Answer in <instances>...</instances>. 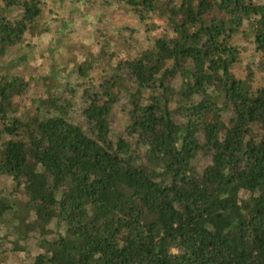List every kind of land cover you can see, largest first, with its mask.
Here are the masks:
<instances>
[{
  "label": "trees",
  "instance_id": "obj_1",
  "mask_svg": "<svg viewBox=\"0 0 264 264\" xmlns=\"http://www.w3.org/2000/svg\"><path fill=\"white\" fill-rule=\"evenodd\" d=\"M0 15V264L19 240L39 250L26 264H264V0H0ZM123 31L133 59L96 53Z\"/></svg>",
  "mask_w": 264,
  "mask_h": 264
},
{
  "label": "rangeland",
  "instance_id": "obj_2",
  "mask_svg": "<svg viewBox=\"0 0 264 264\" xmlns=\"http://www.w3.org/2000/svg\"><path fill=\"white\" fill-rule=\"evenodd\" d=\"M9 3H11V0H8ZM3 23V18L0 15V24ZM88 29L85 28L83 26V31L86 32ZM142 30L144 31L145 29L142 28ZM152 32L157 33L162 31V27H160V25L158 23H155L154 26L151 29ZM129 36V32L123 31V34L121 35L120 38H118L117 40H114L112 45L110 47H108L107 49H103L102 51L98 50L97 48V44H95L93 46L94 48V52H97L98 55L101 56V54H105L108 57L112 55L118 62L122 59H133L137 54V51H139V47H140V43L137 42L136 40H134L132 37L131 39L127 40L126 38ZM80 42H84L82 40H80ZM86 42V40H85ZM144 47V46H143ZM21 49L19 48L17 50V52H21ZM94 52H91V56H94ZM16 53V51H15ZM46 52L42 53V54H37L35 55L36 57H34V60L32 61V68L34 69V72H36V74L40 73V69L42 68L43 65H46V60H45V56H46ZM95 58V57H93ZM99 58V56L97 57ZM11 62V57L8 56L5 61H4V67L6 65V67H8V64ZM8 69V68H7ZM6 70V69H5ZM18 71H15L14 73H17ZM19 75H23L25 74L24 72H18ZM167 74H173L172 72H168ZM74 77L75 75H71L70 77L66 78L67 81H63V89L70 92L72 90H70V86L72 84L75 83L74 81ZM253 82L252 85L255 88L253 93L256 95H261L264 94V69H261L258 71V74H253ZM197 172H199V170H197ZM197 179L200 178V176L198 175L196 177ZM3 180L0 178V183ZM27 198L25 196L20 197L17 201H18V206H20V208L22 209V217L27 218L29 220L35 221L36 223L42 225V226H47L50 224V214L48 211L46 210H40V211H35V210H30L26 207L25 202H26ZM5 238V237H4ZM12 248H13V252L11 255V258L8 259V263L7 264H26L28 260L32 259L34 257V255H36L39 250L37 249V245L35 241H23V240H19L16 241L15 243H12Z\"/></svg>",
  "mask_w": 264,
  "mask_h": 264
}]
</instances>
